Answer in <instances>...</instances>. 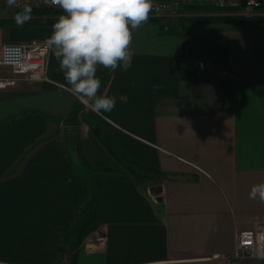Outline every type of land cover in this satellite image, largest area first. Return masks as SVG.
I'll return each instance as SVG.
<instances>
[{
  "label": "crops",
  "instance_id": "1",
  "mask_svg": "<svg viewBox=\"0 0 264 264\" xmlns=\"http://www.w3.org/2000/svg\"><path fill=\"white\" fill-rule=\"evenodd\" d=\"M178 5L175 18L185 12ZM242 27L222 35L213 57L205 48L190 53L183 35L147 22L133 32L127 70L97 71L99 94L128 102L117 100L104 113L84 103L83 112L153 173L101 177L76 264H218L210 256L233 250L238 230L264 229V201L249 197L264 182V27ZM51 30L13 23L0 30V45L45 41ZM47 58L44 80L4 83L14 75L0 64V264L63 263L60 228L84 216L76 219L74 211L82 204L80 180L88 186L91 179L65 145L82 155L78 139L85 135L76 123L62 137L51 116L78 100L51 51ZM195 58L219 64L226 75L198 70ZM236 264H264V250Z\"/></svg>",
  "mask_w": 264,
  "mask_h": 264
},
{
  "label": "clouds",
  "instance_id": "2",
  "mask_svg": "<svg viewBox=\"0 0 264 264\" xmlns=\"http://www.w3.org/2000/svg\"><path fill=\"white\" fill-rule=\"evenodd\" d=\"M10 7L17 0H6ZM62 9L52 25L46 46L58 62L72 94L97 113L111 112L126 95H100L98 67L116 71L131 66L133 32L150 19L153 0H41ZM17 27L33 19L32 7L24 4L13 17ZM159 87V86H155ZM251 199L264 201V182L255 184Z\"/></svg>",
  "mask_w": 264,
  "mask_h": 264
},
{
  "label": "trees",
  "instance_id": "3",
  "mask_svg": "<svg viewBox=\"0 0 264 264\" xmlns=\"http://www.w3.org/2000/svg\"><path fill=\"white\" fill-rule=\"evenodd\" d=\"M178 8L183 9L186 13H191L189 16L178 15L177 18L166 19L163 17H150L149 21L151 24L155 25L157 30L163 34H175V35H185L188 34L187 30L183 27L185 23L191 24L198 22L199 24L203 23H223L227 24L232 21L235 22H260L264 24V8L258 11V14L248 16H236L232 14H224L222 11L218 10L217 7L212 6L206 1L198 2L196 0H191L190 2L182 1L178 3ZM16 10L17 12L20 11ZM33 19L27 22L24 26H37V25H53L58 16L62 13V10L53 9V8H34L32 7ZM205 12V13H204ZM14 16H9L8 19L3 17L0 19L2 25H10L15 23ZM5 23V24H3ZM183 31V32H182ZM200 39V38H199ZM210 56L216 57L220 52L218 45H209L205 48ZM212 57V58H213ZM83 107L80 103L74 102L71 106L69 113L62 119L66 121V124H76L81 122L86 125L87 130L91 133L93 139L99 143L105 153L110 157V163L108 166L99 167L95 169L91 166H88L85 162V159L78 152V163L85 169L88 170L91 182L88 186H85L83 181L81 182V187L83 191L82 204L76 207L74 211V216L77 219L79 213L82 211L83 218H81L76 226L73 224H66L64 227L60 228V233L58 237V245L56 246V251L59 253V256H63L64 251L68 250L69 257L67 264H76V258L78 257V244L81 242L80 238L82 233L88 228L89 224L94 220V203L93 196H95L97 185L101 177H120L124 178L125 176H141L148 178L150 174L153 173V170L150 168H145L141 164L132 162L130 153L126 148L118 149L115 147L112 141L109 140L107 132L105 129H102L101 126L92 118L91 114L88 111L83 112ZM14 115L11 117H6L1 121H11ZM45 138H39L37 142H41ZM59 260L55 262L57 264Z\"/></svg>",
  "mask_w": 264,
  "mask_h": 264
},
{
  "label": "built area",
  "instance_id": "4",
  "mask_svg": "<svg viewBox=\"0 0 264 264\" xmlns=\"http://www.w3.org/2000/svg\"><path fill=\"white\" fill-rule=\"evenodd\" d=\"M190 2V0H153V9L150 17L165 18L170 12L176 10L178 2ZM201 2L203 0H196ZM224 14L236 16H248L258 14L260 9L264 8V0H204ZM24 4H29L34 8H53L60 9L57 6H45L41 0H17L16 7L7 5L6 0H0V6L4 8L22 9ZM191 14V13H190ZM187 13V16L190 15ZM50 51L46 46V40L33 39L28 41L9 42L0 45V64L9 68L13 73L10 79L4 78L3 82L7 84L16 81H35L44 80L47 76L46 63L47 54ZM193 64L198 70L213 68L219 75H226L225 68L216 63H209L205 59L195 58ZM150 196H152L150 194ZM234 248L225 254L215 253L210 256L218 260V264H236L240 257H259L264 250V229L255 230V228L241 229L236 232ZM169 264H183L180 260H168Z\"/></svg>",
  "mask_w": 264,
  "mask_h": 264
},
{
  "label": "rangeland",
  "instance_id": "5",
  "mask_svg": "<svg viewBox=\"0 0 264 264\" xmlns=\"http://www.w3.org/2000/svg\"><path fill=\"white\" fill-rule=\"evenodd\" d=\"M182 13L184 12L183 10L181 11ZM17 13L16 9H12V8H4V6H0V19H3V17H5L6 19H8L9 16H14ZM205 13V12H204ZM177 15V13H176ZM181 15H186V12H184ZM256 15V14H254ZM167 19H173L175 18V14L174 12H172L171 14H168L166 16ZM165 18V19H166ZM5 24V23H3ZM13 24V23H12ZM257 24L258 27H264V24H260V22H252V23H248V22H235L232 21L230 22L229 28L226 29V26H224L225 24L223 23H219V22H215V23H203V24H199L198 22L196 23H191V24H184V28L185 30H187L188 34L187 35H183L184 41L188 40L191 43L190 46V53H196L195 51L196 49H198V47L200 48V50L202 51L204 48H207L209 45H214L217 42H219V40L221 41V37L224 33H226L227 30H240L242 29V25L248 26V27H252V25ZM251 25V26H250ZM221 27V28H220ZM7 26L6 25H2V23H0V30L2 32L6 31ZM225 30V31H224ZM200 38V39H199ZM48 59V58H46ZM212 59V58H210ZM209 59V60H210ZM212 61V60H211ZM213 62V61H212ZM98 70H102V67H98ZM97 70V71H98ZM109 69H107L106 74L108 73ZM76 100H78V102L80 103V105L83 107L84 110V102L82 100H80L79 98L75 97ZM71 102V99L69 101V104ZM70 106V105H69ZM70 111L69 107L66 110H61L60 112H53L51 114V116L54 118L53 121L57 122V131L59 133H61L60 135L63 137H65L66 132L69 128V125L67 124H62L63 122H66L65 120H63V116L65 114H67V112ZM74 128L77 130L78 134H81V136L83 137L84 135V139L80 137V139H78V143H79V149L82 153V155H84V157L86 158L85 162L87 163L88 166L91 167H99V165H106L108 166V164L110 163V158H108L107 154L102 150V148L100 147L99 144H97L96 142H94V140L92 139L91 136L87 135V130H86V126L81 124V122H78ZM80 136V135H79ZM66 151L67 154L71 155L73 161L78 159V155L76 152V148H75V144L71 145L70 142L66 143ZM67 255L69 257V253L67 252ZM68 257L65 258V261H63V263L61 264H67L66 260H68Z\"/></svg>",
  "mask_w": 264,
  "mask_h": 264
}]
</instances>
